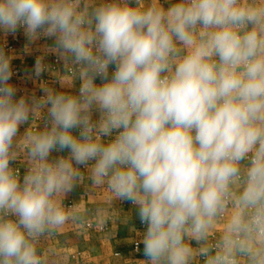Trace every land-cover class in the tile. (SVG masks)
Returning a JSON list of instances; mask_svg holds the SVG:
<instances>
[{
	"label": "clouds",
	"instance_id": "9594fccd",
	"mask_svg": "<svg viewBox=\"0 0 264 264\" xmlns=\"http://www.w3.org/2000/svg\"><path fill=\"white\" fill-rule=\"evenodd\" d=\"M20 30L52 41L33 75L51 53L73 84L17 97L0 43V264H49L117 201L143 264H264V0H0ZM81 188L103 204H66Z\"/></svg>",
	"mask_w": 264,
	"mask_h": 264
},
{
	"label": "crops",
	"instance_id": "0c3cea01",
	"mask_svg": "<svg viewBox=\"0 0 264 264\" xmlns=\"http://www.w3.org/2000/svg\"><path fill=\"white\" fill-rule=\"evenodd\" d=\"M16 34L21 40L10 55L14 57L11 83L18 89L17 97L32 93L42 95L41 82H48L53 87L65 86V90L71 91L72 78L70 75L59 73L63 70V65L55 63V54L50 53L45 57L44 62L49 66V70L38 78L33 75L37 57L44 55V46L51 45L52 41L41 39L25 51L28 42L23 30ZM11 36L5 37L0 33V43L11 41ZM57 75H60V85L55 84ZM97 83L100 81L97 80ZM20 90L23 92L21 95ZM23 130L22 127L21 132ZM105 198L106 193L102 190L86 192L81 188L72 193L65 203L75 202L80 210L84 211L97 204H103ZM105 225L108 229L100 230V226ZM143 231V226L135 219L131 205L117 201L106 206L102 216L93 215L84 224L70 225L60 235L47 241L44 244V254L49 258V264H143ZM136 241L140 242L139 253L134 250Z\"/></svg>",
	"mask_w": 264,
	"mask_h": 264
},
{
	"label": "built area",
	"instance_id": "2783aa9c",
	"mask_svg": "<svg viewBox=\"0 0 264 264\" xmlns=\"http://www.w3.org/2000/svg\"><path fill=\"white\" fill-rule=\"evenodd\" d=\"M11 37H12L11 38V41L3 43L4 46H5V50H6V52L8 54H10L16 48L17 44L21 40V37L18 34H16L15 36L12 35ZM55 63L57 65H60L61 64V62H59L57 60V57L55 58ZM22 93H23L22 90H20L19 91V94L21 95ZM68 204L71 205L72 203L69 202ZM107 229H108V226H106V225L105 226H100V230H107ZM134 250H135L136 253H139L140 252V242L139 241H136L134 243Z\"/></svg>",
	"mask_w": 264,
	"mask_h": 264
}]
</instances>
